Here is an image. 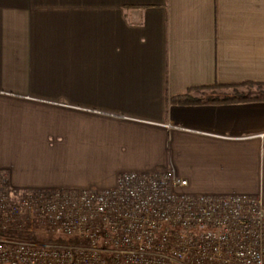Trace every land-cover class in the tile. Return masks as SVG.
Listing matches in <instances>:
<instances>
[{
  "label": "crops",
  "instance_id": "1",
  "mask_svg": "<svg viewBox=\"0 0 264 264\" xmlns=\"http://www.w3.org/2000/svg\"><path fill=\"white\" fill-rule=\"evenodd\" d=\"M243 82L264 89V0H0V172L24 191L171 169L264 202V100H176Z\"/></svg>",
  "mask_w": 264,
  "mask_h": 264
},
{
  "label": "built area",
  "instance_id": "2",
  "mask_svg": "<svg viewBox=\"0 0 264 264\" xmlns=\"http://www.w3.org/2000/svg\"><path fill=\"white\" fill-rule=\"evenodd\" d=\"M186 185L168 169L22 191L0 172V264H264L262 196L177 190Z\"/></svg>",
  "mask_w": 264,
  "mask_h": 264
},
{
  "label": "trees",
  "instance_id": "3",
  "mask_svg": "<svg viewBox=\"0 0 264 264\" xmlns=\"http://www.w3.org/2000/svg\"><path fill=\"white\" fill-rule=\"evenodd\" d=\"M252 82H243L240 84H232V85H216V86H210L205 88H193L188 90V92L180 97H177L176 100L182 103H198V104H204V103H231L236 101H257V100H264V89L257 90L256 92H243L241 90L242 87L253 85ZM258 85H264V84H258ZM203 89L212 90L210 92H202ZM198 90H201L200 93L196 92ZM196 92V93H194ZM12 234H18L24 237H36L38 234H28L26 232H20Z\"/></svg>",
  "mask_w": 264,
  "mask_h": 264
},
{
  "label": "rangeland",
  "instance_id": "4",
  "mask_svg": "<svg viewBox=\"0 0 264 264\" xmlns=\"http://www.w3.org/2000/svg\"><path fill=\"white\" fill-rule=\"evenodd\" d=\"M252 89H254V88H252ZM255 90H257V89H255ZM255 90H254V91H255Z\"/></svg>",
  "mask_w": 264,
  "mask_h": 264
}]
</instances>
